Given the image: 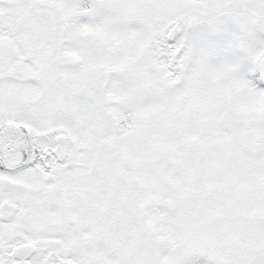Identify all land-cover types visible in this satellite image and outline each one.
Instances as JSON below:
<instances>
[{"label": "snow or ice", "instance_id": "snow-or-ice-1", "mask_svg": "<svg viewBox=\"0 0 264 264\" xmlns=\"http://www.w3.org/2000/svg\"><path fill=\"white\" fill-rule=\"evenodd\" d=\"M0 264H264V0H0Z\"/></svg>", "mask_w": 264, "mask_h": 264}]
</instances>
